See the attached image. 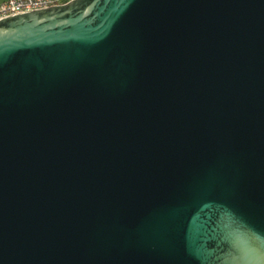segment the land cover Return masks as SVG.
I'll list each match as a JSON object with an SVG mask.
<instances>
[{
    "label": "water",
    "instance_id": "95a60500",
    "mask_svg": "<svg viewBox=\"0 0 264 264\" xmlns=\"http://www.w3.org/2000/svg\"><path fill=\"white\" fill-rule=\"evenodd\" d=\"M0 264H264V0L1 18Z\"/></svg>",
    "mask_w": 264,
    "mask_h": 264
},
{
    "label": "built area",
    "instance_id": "2783aa9c",
    "mask_svg": "<svg viewBox=\"0 0 264 264\" xmlns=\"http://www.w3.org/2000/svg\"><path fill=\"white\" fill-rule=\"evenodd\" d=\"M71 0H4L0 2V19L34 9L66 4Z\"/></svg>",
    "mask_w": 264,
    "mask_h": 264
},
{
    "label": "crops",
    "instance_id": "0c3cea01",
    "mask_svg": "<svg viewBox=\"0 0 264 264\" xmlns=\"http://www.w3.org/2000/svg\"><path fill=\"white\" fill-rule=\"evenodd\" d=\"M1 1H4V0H1ZM1 1H0V2H1Z\"/></svg>",
    "mask_w": 264,
    "mask_h": 264
},
{
    "label": "rangeland",
    "instance_id": "374dc122",
    "mask_svg": "<svg viewBox=\"0 0 264 264\" xmlns=\"http://www.w3.org/2000/svg\"><path fill=\"white\" fill-rule=\"evenodd\" d=\"M1 1V0H0Z\"/></svg>",
    "mask_w": 264,
    "mask_h": 264
}]
</instances>
